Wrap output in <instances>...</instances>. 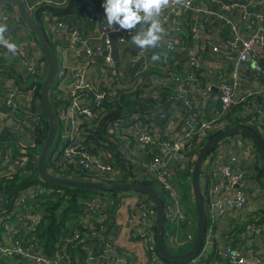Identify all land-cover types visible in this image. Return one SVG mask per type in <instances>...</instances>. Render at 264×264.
<instances>
[{
    "label": "built area",
    "instance_id": "built-area-1",
    "mask_svg": "<svg viewBox=\"0 0 264 264\" xmlns=\"http://www.w3.org/2000/svg\"><path fill=\"white\" fill-rule=\"evenodd\" d=\"M225 1L170 0L161 16L166 35L160 47L147 51L131 43L132 33L110 31L102 7L88 16L94 24L88 32L45 11L41 15L57 67L51 95L58 135L48 171L75 180L153 185L169 223L165 233L183 249L190 248L195 231L182 240L177 235L180 227L192 224L181 203L178 174L192 168L197 155L194 143L234 125H255L264 137V0ZM24 2L32 14L41 5L64 7L56 0ZM7 6L0 7V23L7 25L6 38L17 45L18 52L13 55L0 46V183L37 160L35 153H28L36 147L35 137L24 143L23 136L30 138L28 132H34L40 120L32 104V84L20 87L5 74L15 58L21 66L16 76L24 73L34 79L47 74L46 61L28 50L36 39L17 11L9 12ZM110 35L117 36V61L111 55ZM153 54L161 56L162 64L172 61L178 69H161L159 62L151 60ZM136 97L139 105L123 108L119 118L104 122L111 111ZM177 104L183 111L175 109ZM208 107L210 113L205 110ZM225 146L230 153L217 146L205 160L201 180L209 225L199 254L183 264H201L215 227L233 212L242 216L241 242L229 239L220 244L221 259L224 264H264V213L249 208L251 199L264 200V191L257 181L246 178L247 172L253 175L258 158L249 142L232 137ZM53 192L62 190L35 183L18 193L9 212L0 208V225L8 224L9 238V244L0 247V258L16 256V262L24 264H75L68 246L76 245L100 250L84 264H127L125 255L106 240L104 217L97 214L101 207L113 204L109 195L86 202L79 224L64 228L52 254L44 251L36 235L21 241L20 234L35 230L41 220L35 204ZM253 192L257 194L252 196ZM136 194L140 198L126 215L130 232L144 245L148 264H174L156 251L152 202Z\"/></svg>",
    "mask_w": 264,
    "mask_h": 264
},
{
    "label": "water",
    "instance_id": "water-1",
    "mask_svg": "<svg viewBox=\"0 0 264 264\" xmlns=\"http://www.w3.org/2000/svg\"><path fill=\"white\" fill-rule=\"evenodd\" d=\"M7 5L13 6L15 8L22 23L36 38L47 64V74L41 84L40 104L42 106V111L46 116L48 132L36 160V170L39 180L48 185L66 187L70 189H86L112 193H140L146 196L152 202L156 210L155 248L160 258L169 263L181 264L196 257L202 249L207 231V217L201 188V175L207 156L220 143L232 137L239 136L246 138L252 144L256 152L259 162L261 181L264 185V143L260 136L249 127L234 125L211 135L202 144L199 151L197 152L190 172L191 192L197 219L195 239L190 248L186 249L184 252L175 253L170 251L164 240L165 214L163 202L157 191L152 186L142 182H103L75 180L66 177H59L51 174L48 171L46 167L47 161L52 148L56 144L58 135V121L49 100V92L55 80L57 71L56 61L53 50L49 44V40L42 25L39 23V21H37L34 14L29 12L24 0H0V7ZM116 39V35H110L112 48L111 55L114 61L118 60ZM136 67L137 65L131 69V73L134 72Z\"/></svg>",
    "mask_w": 264,
    "mask_h": 264
},
{
    "label": "trees",
    "instance_id": "trees-1",
    "mask_svg": "<svg viewBox=\"0 0 264 264\" xmlns=\"http://www.w3.org/2000/svg\"><path fill=\"white\" fill-rule=\"evenodd\" d=\"M78 0H71L70 4L67 5L66 7H54V6H49V5H41L38 6L37 8L34 9V16L39 21V23L42 25V20H41V15L42 12L45 11L47 14L51 15L52 17H56L58 20L59 18L67 17L72 14L73 11L76 9L75 2ZM9 9H12V7L7 6ZM36 39V38H35ZM49 44L51 48H53L52 44L49 41ZM42 59H44V56H42ZM4 62V61H3ZM10 72L13 74H16V70L14 67V63L11 61L9 65ZM17 81H26L30 82L32 86L35 88L34 90V98L32 99V104L33 108L36 104V111L39 116V124L36 127V130L34 132H28L30 139H33L35 137V148H30L28 150V153L32 154L35 153L37 156L41 150L42 145L44 144V141L47 137V132H48V125L46 122V116L44 115L42 111V106L40 104V91H41V84L45 77H37L34 79H31L30 77L26 76L24 73H21V76H15ZM54 86L50 89L49 93V100L51 105L53 106L52 102L54 101V98L51 95V92H53ZM167 89L165 88L162 92L163 98L165 97L167 93ZM140 99L138 97L134 98L133 100L129 101L126 105H121V107L118 108L116 112L111 111L106 117L104 122H107L109 120H114L116 118H119L122 109L126 107H133V105L138 104L139 105ZM234 111H231V114L234 115ZM250 129L254 130L262 139L264 143V137H262L258 131L255 125H247ZM240 138L239 136H236ZM234 138V137H233ZM248 141L246 138L241 137ZM205 141H201L197 144L194 143V145L197 147V152L199 151V148L202 146V144ZM249 142V141H248ZM249 144L252 146V144L249 142ZM55 146L52 148L51 152L54 150ZM253 148V146H252ZM254 150V148H253ZM255 151V150H254ZM256 153V152H255ZM150 158V157H149ZM148 158V159H149ZM47 169H50L49 165V159L47 161L46 165ZM190 172L187 171L185 173V176L188 177L189 183H190ZM253 175L251 172L246 173V178L248 180H255L258 182L260 185L261 189L264 191V185L261 181V176H260V170H259V162L258 159L256 160V163L254 164L253 167ZM202 177V176H201ZM124 180L123 182H125ZM41 182L38 178L37 175V170H36V161L35 163H30L27 164V167L22 170V172H18L14 174L13 176H9L8 178H4L2 183L0 184V193L3 194L7 199V202L9 204L12 203V200L15 199L18 195L19 192L26 190L29 188L31 185L35 183ZM43 183V182H41ZM202 183V180H201ZM47 186H51L55 189H60L62 190V193H50L46 197H42L40 199L41 201V206H39L38 211L41 213V220L39 224L36 226L35 230L31 231H23L20 236H21V241H28L31 236L36 235L39 239L40 242H42L45 251L47 254H52L54 251V246L55 243L58 242L59 240V235L61 228L69 227V226H77L78 222V215L81 212L80 209L83 206L84 202H89L92 201L96 196L98 195H109V198L112 200L113 204L110 206L112 211L117 210L119 202L114 199V196H116L119 193H112V192H99V191H94V190H86V189H70L66 187H58V186H53V185H48L46 183H43ZM151 184V183H150ZM182 186L180 187V190L182 192L181 196V203L183 208H186V203H187V198L189 197L191 188H188V192L185 191V184H181ZM153 188H155L153 185H150ZM202 188V195H203V200L204 198V192L205 188L203 187V184L201 185ZM125 193H130V192H125ZM133 193V192H132ZM135 193V192H134ZM137 193V192H136ZM190 195H192L190 193ZM205 204V203H204ZM206 204H205V211L206 210ZM192 217L194 218V230L196 232L197 229V219H196V213L193 210ZM264 221V217L262 218ZM209 225V221L207 220V228ZM79 230L82 231V229L79 227ZM242 228L237 229L233 228V231L230 233V235L237 236L239 234V231H241ZM28 233L29 237H25L24 234ZM232 236L233 238H235ZM233 240V239H232ZM236 240V239H234ZM89 242H92L91 240ZM238 242V241H236ZM78 249V250H77ZM217 249V245H216ZM186 250V249H185ZM184 249L181 251L183 252ZM82 252V249L80 247H77L76 249L71 248L68 246V253L72 257V259L77 256L78 253ZM209 254V258H212L213 256L217 259L218 255L215 256V250H210V252L207 250V253L205 257ZM217 254V253H216ZM73 259V261H74ZM205 261V260H204ZM203 262V261H202ZM201 262V263H202ZM186 263V262H185ZM183 264V263H181Z\"/></svg>",
    "mask_w": 264,
    "mask_h": 264
},
{
    "label": "crops",
    "instance_id": "crops-1",
    "mask_svg": "<svg viewBox=\"0 0 264 264\" xmlns=\"http://www.w3.org/2000/svg\"><path fill=\"white\" fill-rule=\"evenodd\" d=\"M26 1H28L30 4H33L35 2V0H26ZM56 1L58 3H61L60 5L64 4L63 5L64 7L69 5L71 2V0H56ZM221 2L227 3V1L225 0H221ZM102 3H103V0H78L75 2L76 9L73 11V13L72 14L70 13V15H68L67 17L59 18V20L72 21L75 24L76 23L80 24L81 26L84 27L85 29L84 31L88 32L94 27L93 22L88 20V16L93 12L94 9L95 10L99 9ZM14 10L15 9L12 7V9H9V12H14ZM14 34L15 33L13 32V35ZM37 43H35L33 47H28L29 53L31 54V56L37 57L43 60L42 59L43 54L42 55L40 54L42 53L41 48L39 44ZM206 57L211 58L210 55H207ZM1 62H2L1 64H3V60ZM12 62L14 63V67H15L16 74H17V72L21 71V66L19 62L16 60V58L13 59ZM57 62H58V59H57ZM156 62L157 63L159 62L162 65L161 69H166V68H169V69L175 68V70L178 69L177 67L174 66L172 61L167 62L166 64H162L161 61L159 60ZM16 74L13 76V79L16 81L18 86L22 87L26 83V81H17L15 77ZM147 102H149V100ZM180 106H181L180 104H177V107L175 108L179 112L183 111V109ZM213 106L216 108L215 104H213ZM205 110L207 113H210L211 111L210 107L206 108ZM24 138H26L27 140L30 139L28 136H25ZM233 139L239 140L240 142L241 140L243 142H248L241 137L240 138L234 137ZM229 140L230 139L218 145L223 150L225 149L227 154L230 153V150L226 148L225 144ZM178 178H179L178 180L180 181V187L182 186L181 184H185V191L188 192V188L189 187L191 188V184L189 183L188 177H186L185 174L179 173ZM190 193L192 194L191 191ZM190 193H188L189 197L187 198V203L185 205L186 206L185 211L191 217L192 224L190 226H183L179 228L177 235L180 240L184 238L187 232L195 231L194 230V218L192 217L193 210L195 212V209H194L193 197L192 195H190ZM2 195L3 194H1L0 196V208L4 212H9L11 210L12 204H9L7 202V199ZM139 198H140V195L136 193H132V192L119 193L116 196H114V199L119 202L116 212L112 211L110 209L111 207H106V209L101 207L98 210L97 214L99 217H104L103 225L106 229L104 236L106 237V240L110 244L117 246L118 249L120 250L126 251L128 253V259L131 258L130 259L131 264H148V257H147V253L145 252L144 245L136 241V239L133 237V234L130 232L127 221H126L127 213L132 207L135 206ZM258 199L259 197H256V198H253L252 200L253 202H255ZM254 208H257V207L254 206ZM251 211H254L253 208L251 209ZM241 219H242V216L236 212H233L227 215L224 219H222L215 227L216 231H215L214 239L210 240L207 246V250L209 252L210 250H215L218 252L219 245L222 243H225L229 239H233V240L236 239L234 241L241 242V231H239V234L237 236L232 235L235 238H233L230 235V233L233 231V228H236V230L241 228V223H242ZM168 229H169V223L165 222V227H164L165 244L170 251L175 252V253H180L183 250V248H181L180 246L178 247V250L172 249L174 246L170 244L171 242L169 240L170 238L165 233L166 230ZM24 236L27 238L29 237L28 233H25ZM8 239H9L8 238V224L4 222L0 225V247L7 246L9 244ZM170 245L172 248L170 247ZM216 245H217V249H216ZM99 251L100 250H97V249L93 251L82 249V252L78 253L75 259L73 258L74 263L84 264L85 260H87L90 255H95L97 257V254L99 253ZM184 251H186L185 248H184ZM207 257H209V254H207V256L204 258L206 260L205 264H224L223 260L221 259L219 255L217 259L214 256L209 259ZM16 258H17L16 256H8V255L2 256L0 258V264H24L23 261H20V263H17Z\"/></svg>",
    "mask_w": 264,
    "mask_h": 264
},
{
    "label": "clouds",
    "instance_id": "clouds-1",
    "mask_svg": "<svg viewBox=\"0 0 264 264\" xmlns=\"http://www.w3.org/2000/svg\"><path fill=\"white\" fill-rule=\"evenodd\" d=\"M180 3L181 0H174ZM170 5V0H103L104 21L113 33L130 32L131 43L141 51L160 47L166 30L161 21L164 10ZM139 28L138 31L136 29ZM8 27L0 23V46L9 53L17 54V45L6 38ZM161 59L159 54H153L151 60ZM257 65L253 62V68Z\"/></svg>",
    "mask_w": 264,
    "mask_h": 264
},
{
    "label": "rangeland",
    "instance_id": "rangeland-1",
    "mask_svg": "<svg viewBox=\"0 0 264 264\" xmlns=\"http://www.w3.org/2000/svg\"><path fill=\"white\" fill-rule=\"evenodd\" d=\"M8 12V11H7ZM41 55H42V53H40ZM9 70H11V69H9ZM7 71V74H5V76H7V77H13L15 74H13L12 72H10V71ZM19 135V134H18ZM25 136H23V142L24 143H27L28 142V140L26 139V138H24ZM60 145V144H59ZM1 184V183H0ZM252 194V196H255L256 194H257V192H253V193H251ZM0 196H1V193H0ZM31 202L32 201H29V203H28V205H30L31 204ZM36 206H41V201H38L36 204H35ZM88 204L86 203V202H84V204H83V206L81 207V209H80V211H83L85 208H86V206H87ZM254 206H256L257 208H254ZM250 209H252L253 208V210L254 211H257V212H263L264 213V200H263V197H260L258 200H256L255 202H253V200L251 199V204H250V207H249ZM38 210V209H37ZM78 224H79V221H78ZM84 228V227H83ZM65 229L62 227L61 228V231H60V233L62 232V231H64ZM133 237L135 238V236L133 235ZM136 239V238H135ZM171 242H170V241ZM168 241L170 242V244L171 245H173L174 247L172 248L171 247V245H170V247L173 249V250H178V247L179 246H177L176 245V243H175V240H174V238L173 237H171L170 239H169ZM136 241H138L137 239H136ZM139 242V241H138ZM140 243V242H139ZM40 244L42 245V247H43V249H44V251H45V248H44V246H43V244H42V242H40ZM254 245V244H253ZM112 246L116 249V251L118 252V253H123L124 255H125V257L127 258V264H131L130 263V259H128V253L126 252V251H124V250H120V249H118V247L117 246H115V245H113L112 244ZM56 248H58V242H56L55 243V246H54V250L56 249ZM72 248H75L76 249V245L75 246H73ZM78 250V249H77ZM46 252V251H45ZM219 255V252H217V251H215V256L217 255V254ZM220 256V255H219ZM205 259H203V262L201 263V264H205L206 263V260L204 261Z\"/></svg>",
    "mask_w": 264,
    "mask_h": 264
}]
</instances>
